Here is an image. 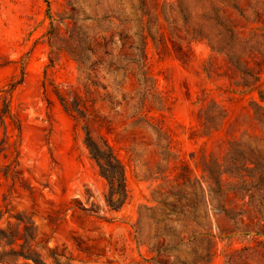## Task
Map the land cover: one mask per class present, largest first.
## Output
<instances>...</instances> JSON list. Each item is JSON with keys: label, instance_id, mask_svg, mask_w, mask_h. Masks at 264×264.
I'll return each mask as SVG.
<instances>
[{"label": "rangeland", "instance_id": "rangeland-1", "mask_svg": "<svg viewBox=\"0 0 264 264\" xmlns=\"http://www.w3.org/2000/svg\"><path fill=\"white\" fill-rule=\"evenodd\" d=\"M0 117V264H264V0H0Z\"/></svg>", "mask_w": 264, "mask_h": 264}, {"label": "trees", "instance_id": "trees-1", "mask_svg": "<svg viewBox=\"0 0 264 264\" xmlns=\"http://www.w3.org/2000/svg\"><path fill=\"white\" fill-rule=\"evenodd\" d=\"M13 88L14 85L10 90L6 91L4 94L5 95L3 97L4 107L2 113L5 114L6 117H9V119L12 120V125L14 129L19 131L20 129L19 125L10 116L9 104L7 102V97L10 95ZM0 123L4 124L5 118L2 119L0 117ZM5 128H7V126H5ZM86 147L90 153L91 159L96 163L100 175L106 180L108 184L110 190L109 191L110 198L108 202L117 203V204L122 203V201L126 199L127 192L125 186L124 168L120 160L117 158V156L113 153L112 149L105 142H101L100 144H97L88 137L86 139ZM0 233L5 234V231H1ZM12 241L13 240H7V242H5V245H11L13 243ZM27 246L28 248H26ZM20 248L21 251L18 252V255L23 257H30L32 250H31V246L28 245V242L25 241V243L21 245ZM25 249L27 251H25ZM7 254H9V252ZM36 264H40V263L36 262Z\"/></svg>", "mask_w": 264, "mask_h": 264}]
</instances>
